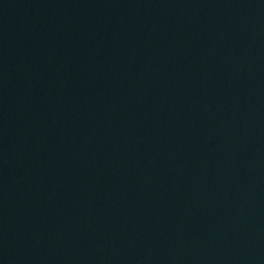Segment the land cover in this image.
I'll use <instances>...</instances> for the list:
<instances>
[{
  "label": "water",
  "instance_id": "water-1",
  "mask_svg": "<svg viewBox=\"0 0 264 264\" xmlns=\"http://www.w3.org/2000/svg\"><path fill=\"white\" fill-rule=\"evenodd\" d=\"M109 264H264V0H150Z\"/></svg>",
  "mask_w": 264,
  "mask_h": 264
}]
</instances>
